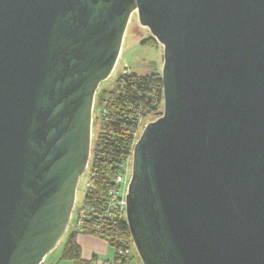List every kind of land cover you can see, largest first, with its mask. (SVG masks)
<instances>
[{"label": "water", "instance_id": "95a60500", "mask_svg": "<svg viewBox=\"0 0 264 264\" xmlns=\"http://www.w3.org/2000/svg\"><path fill=\"white\" fill-rule=\"evenodd\" d=\"M136 11L164 50L127 195L142 263L264 264V0H0V264L66 235Z\"/></svg>", "mask_w": 264, "mask_h": 264}, {"label": "built area", "instance_id": "2783aa9c", "mask_svg": "<svg viewBox=\"0 0 264 264\" xmlns=\"http://www.w3.org/2000/svg\"><path fill=\"white\" fill-rule=\"evenodd\" d=\"M117 65L118 62L112 75L114 74ZM132 73L133 72L126 68L121 74L117 76L114 88L111 91L107 90L108 92H111L112 96H110V98L106 97L105 100L107 101L104 100L101 105L98 104V94L96 93L95 95L92 117L91 147L86 169V171H90V179L87 191L91 186L92 180L95 178V176H97L96 170H98L100 167V161L103 159V156H105L103 155L104 148L107 147V145L113 146L112 150L116 154H120L119 150L120 146H122L121 141L122 139L129 136H133V145L128 154L117 155L118 157L114 158L108 167L105 168V171H101V174H103L107 180V187L104 188L103 192L101 193L102 198L98 201V203L92 206L85 202V196L88 194L87 191L85 193L83 203L78 208V210L77 202L75 203L70 221L71 224V222H73V215L76 211V221L74 223L75 230H83V228L88 223L98 233L104 234L105 231L111 229V225H108L110 222L125 219L127 223V195L132 179L134 147L140 138L139 136L142 135L144 129L149 124L148 119L154 117L155 121L162 115L165 102L163 84L162 86L150 85V91L148 90L146 93L148 95L147 97L144 94L138 95L140 97V99H138L140 102L138 107L135 106V102H130L125 104V106H120L114 112L113 119L119 120L120 127L131 125L130 128L127 126L130 131L125 129L121 132H116L119 133V136H113L116 135V133L113 135H107L105 122L107 116L110 113V106L112 107V104L116 100V97L120 91V84L118 83V80L127 75H132ZM137 75L140 79L141 75ZM145 98L147 99L146 103H143L142 100ZM147 103L149 105H147ZM145 120L146 124H144ZM96 121H98L99 127L96 137L93 138ZM115 153L109 156L108 159L111 158ZM113 250L114 258L111 264H135L134 259H132L130 255V251L125 249L124 243L120 242V246L118 248H113Z\"/></svg>", "mask_w": 264, "mask_h": 264}, {"label": "trees", "instance_id": "16d2710c", "mask_svg": "<svg viewBox=\"0 0 264 264\" xmlns=\"http://www.w3.org/2000/svg\"><path fill=\"white\" fill-rule=\"evenodd\" d=\"M151 42L153 44L157 43L156 40L151 37L148 40L142 41V44L149 45V43ZM118 83L120 84V91L118 96L116 97V100L113 102L112 107L110 106V113L107 116L105 122L107 135H113L114 133L118 131L121 132L125 129H128V131H130L129 128L131 127V125L129 126L126 124L129 128H127V126L120 127L119 120L113 119V115L116 109H118L122 105L125 106V104H128L130 102H135V106L138 107V105L140 104L138 100L140 99V97L138 96L139 94H144L147 97L148 95L146 93L148 90L150 91V85L162 86L163 84L161 74L141 75V78L139 79L138 75L135 73L123 77L122 79L118 80ZM110 96H112L111 92H108L107 90L102 91L100 94H98V104L101 105L104 102L105 97L110 98ZM146 100V98L143 99V103H146ZM147 105L149 104L147 103ZM133 112L135 113L134 110ZM113 129L115 132L113 131ZM113 136H119V133H116V135ZM121 144L122 146H120L119 153L121 155L128 154L133 145V136L122 139ZM112 148L113 146L107 145V147H105L103 150V155L105 156H103V159L100 161V167L98 168V170H96L97 176H95V178L92 180L91 186L87 191L88 194L85 196V202L88 205L94 206L96 203H98V201L102 198L101 193L103 192L104 188L107 187V180L104 175L101 174V171H105V168L108 167V165L114 160V158L118 157L117 155H120L116 154L112 150ZM113 153L115 154L108 159V157ZM108 225H111V229L105 231L104 234L98 233L88 223L81 231L74 229L68 235L66 243L61 252V259L71 261L74 264H84L81 257V248L77 242L78 234L91 235L101 238L105 240L112 248H118L120 246V242H122L125 245V249L130 251L133 240L126 220L121 219L115 222H110L108 223ZM132 259L134 258L132 257Z\"/></svg>", "mask_w": 264, "mask_h": 264}, {"label": "rangeland", "instance_id": "374dc122", "mask_svg": "<svg viewBox=\"0 0 264 264\" xmlns=\"http://www.w3.org/2000/svg\"><path fill=\"white\" fill-rule=\"evenodd\" d=\"M151 37L152 36L149 29L142 27L140 25L137 11L134 12L131 16L127 28V32L124 38L117 68L114 74L111 75V77L108 80L102 82V84L100 85L101 90L111 91L115 86V81L117 76L121 74L126 68L129 69L131 72L139 75L162 73V68L164 63L163 46L159 44L157 41L156 44H153L152 42L149 43V45L142 44V41L148 40ZM153 121H154V117L148 119V123H151ZM144 124H146V120L144 121ZM98 127H99V123L98 121H96V125L94 127L95 129L93 128L94 129L93 138H95L97 135ZM89 179H90V171H86L79 179V183L77 187V195H76L77 210L83 203L84 196L87 191ZM75 221H76V211L73 215V222H71V224L69 225L66 235L61 240L58 247L53 251L54 253L52 252L51 254L55 255L62 252V249L66 243L68 235L75 229V225H74ZM130 254L134 258L135 264H143L134 243L131 244ZM49 258L50 256L47 257V260Z\"/></svg>", "mask_w": 264, "mask_h": 264}, {"label": "crops", "instance_id": "0c3cea01", "mask_svg": "<svg viewBox=\"0 0 264 264\" xmlns=\"http://www.w3.org/2000/svg\"><path fill=\"white\" fill-rule=\"evenodd\" d=\"M77 242L81 248V257L84 264L112 263L114 250L105 240L91 235L78 234ZM53 255L50 254V258L48 260L46 258L44 264H74L71 261L62 260L61 253Z\"/></svg>", "mask_w": 264, "mask_h": 264}, {"label": "flooded vegetation", "instance_id": "af4514ba", "mask_svg": "<svg viewBox=\"0 0 264 264\" xmlns=\"http://www.w3.org/2000/svg\"><path fill=\"white\" fill-rule=\"evenodd\" d=\"M102 91H104V90H101V86H100L98 91H97V94H100Z\"/></svg>", "mask_w": 264, "mask_h": 264}]
</instances>
